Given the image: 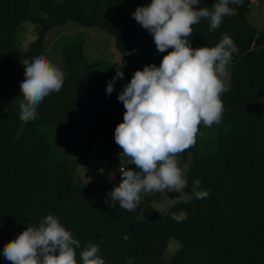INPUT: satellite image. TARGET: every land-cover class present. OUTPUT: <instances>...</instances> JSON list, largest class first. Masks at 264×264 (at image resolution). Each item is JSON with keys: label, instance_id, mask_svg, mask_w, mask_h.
Instances as JSON below:
<instances>
[{"label": "trees", "instance_id": "16d2710c", "mask_svg": "<svg viewBox=\"0 0 264 264\" xmlns=\"http://www.w3.org/2000/svg\"><path fill=\"white\" fill-rule=\"evenodd\" d=\"M151 2L145 0L136 7ZM217 2L201 0L198 7L212 10ZM122 3L0 0V91L25 80L22 61L38 56L48 59L46 35L67 21L107 32L119 55L142 51L144 65L158 67L173 49L158 52L152 35L133 18L136 9L124 13ZM251 3H230L235 14L225 16L214 31H209L210 20L201 18L187 38L194 49L211 48L227 33L239 49L228 66L226 86L230 90L221 94L230 129L218 136L212 152L198 156L193 145L182 153L183 159L191 154L184 191L192 199L187 203L182 198L159 212L152 197L146 196L129 212L119 201L95 202L86 187L75 181L77 165L91 144L101 139L104 157L95 186L112 191L122 182L109 164V150L126 112L119 110V93L106 92L114 75L112 65L88 63L81 37L63 48L65 83L59 92L44 98L35 120L22 122L20 105L0 111V264H12L4 258V245L30 225L38 227L48 214L58 216L80 241L77 264H83L80 253L89 243L100 246L106 264H264V29L248 22ZM24 22L34 25L36 37L26 49H20L18 35ZM83 119L90 121L93 134L76 148L73 135ZM58 122L67 124V143L62 158L51 162L50 143L40 125ZM204 127L201 123L199 131ZM74 150L76 156L71 154ZM197 178L202 181L198 190L210 193L204 199H196L192 193ZM181 211L187 213V219L177 222L172 214ZM141 214L146 218L138 220ZM125 235L130 237L127 241ZM171 239L180 246L167 261L163 252Z\"/></svg>", "mask_w": 264, "mask_h": 264}, {"label": "clouds", "instance_id": "9594fccd", "mask_svg": "<svg viewBox=\"0 0 264 264\" xmlns=\"http://www.w3.org/2000/svg\"><path fill=\"white\" fill-rule=\"evenodd\" d=\"M201 0H152L139 6L133 18L152 35L158 52L173 49L163 57L159 67L154 63L137 70L118 96L126 112L115 129V142L123 149L121 159L128 158L139 171L121 166L122 182L109 193L111 201L129 212L141 202V193L166 194L180 192L185 203L192 199L185 193L189 164L181 167L178 156L196 142L199 125L211 127L219 123L223 113L221 94L230 90L225 79L227 65L239 49L227 34L215 47L193 48L187 39L193 25L201 18L210 20L209 31L219 28L225 16L235 14L229 4L242 5L243 0H218L209 8L198 7ZM25 80L20 84L23 101L20 120L24 123L37 117V108L44 98L59 92L65 83L64 72L46 57L22 61ZM118 65L116 75L108 82V95L115 82L123 79ZM202 181H193L196 199L209 196L208 190H198ZM146 218L144 214L138 220ZM177 222L187 219V213H173ZM130 237L124 236L127 241ZM80 241L74 238L58 216L48 214L39 226L30 225L17 238L4 245L3 255L12 264H77L76 249ZM100 246L89 243L80 253L83 264H106Z\"/></svg>", "mask_w": 264, "mask_h": 264}, {"label": "rangeland", "instance_id": "374dc122", "mask_svg": "<svg viewBox=\"0 0 264 264\" xmlns=\"http://www.w3.org/2000/svg\"><path fill=\"white\" fill-rule=\"evenodd\" d=\"M144 1L145 0H137L133 2L132 0H123L122 11L125 13V11L129 12L130 10L137 9V4H142ZM251 1L252 3L250 4V12L247 14V20L256 29H264V0ZM23 26L24 27L18 35V45L20 49H26L29 43L36 37V30L33 24L24 22ZM80 37L84 39L83 52L88 63H96L98 61V64L100 61L110 63L114 70L113 77L116 75L118 65L124 63L125 66L121 68V71L124 72V77L123 79H118L115 82L114 94H120L124 86L131 81L134 73L137 70H143L145 67L142 51H136L131 54L132 56L123 57L118 54V51L115 52L113 38L110 34L97 28L81 27L73 21H67L65 24L53 27L48 31L44 46L49 61L56 64L64 72L62 50L66 45L74 42ZM228 66L229 65H227L228 75L225 79L226 85L229 79ZM22 82L18 83L15 88L0 91V96H5L6 94L4 99L0 101V111L2 113L5 112L10 105H20L21 102H24L20 89V84ZM116 96L118 100V95L116 94ZM118 102L120 103L119 110H121V112L125 111L126 109L123 103L119 100ZM230 127V121L224 119V113H222L219 123H214L211 127L205 126L203 129L198 131L196 142L194 144L197 155L203 156L215 150L218 136L225 134ZM40 129L50 143V161H59L63 156L67 143L66 122L42 123L40 125ZM76 131L77 132L73 135L76 139V142L73 143V147L76 148L79 146L81 140L86 139L87 137L89 138L93 134L91 123L87 119H83L78 123ZM122 152L123 149H121L115 142L114 133L110 142L109 164L114 173L120 178H122V173L119 171L121 166L139 171L136 165L130 163L128 158H124L123 160L121 159ZM76 153L77 151L74 150L71 154L76 156ZM103 157V141L99 139L91 144L88 153L77 165L74 178L77 183H81L86 187L95 202L100 204H110L113 202L111 201V196L109 195L111 191L99 190L95 186V181L100 171V162ZM178 161L181 167L185 163L190 164L191 154L188 153L185 159H183L182 153L179 154ZM180 195V192H169L166 190V194L155 192L141 193V198L151 196L153 207L159 212H164L175 202L182 199ZM179 246L180 244L176 240L171 239L168 242L167 248L163 252V258L169 261Z\"/></svg>", "mask_w": 264, "mask_h": 264}]
</instances>
